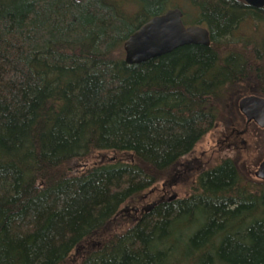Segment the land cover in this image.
Instances as JSON below:
<instances>
[{
    "label": "trees",
    "instance_id": "1",
    "mask_svg": "<svg viewBox=\"0 0 264 264\" xmlns=\"http://www.w3.org/2000/svg\"><path fill=\"white\" fill-rule=\"evenodd\" d=\"M172 9L211 45L126 63L125 42ZM251 77L264 94V9L244 0H0V264H69L78 248L77 264H264V183L231 160L102 235ZM97 152L124 160L71 173Z\"/></svg>",
    "mask_w": 264,
    "mask_h": 264
},
{
    "label": "rangeland",
    "instance_id": "2",
    "mask_svg": "<svg viewBox=\"0 0 264 264\" xmlns=\"http://www.w3.org/2000/svg\"><path fill=\"white\" fill-rule=\"evenodd\" d=\"M252 95L264 97L253 77L228 89L216 105V118L213 126L196 144L192 152L181 158L173 169L163 172L155 186L132 200L139 204L134 206L141 208L139 215L135 214L134 208L132 210L130 204L124 205L102 235L109 238L121 235L146 215V210L143 211V209L153 203L162 200L169 201L173 195H176L178 199L189 197L194 193L198 176L204 171L216 167L224 160H231L235 163L240 177L246 185L261 186L264 181L258 180L255 177V172L264 160V157L262 159L264 131L259 132L254 129L246 132L243 129L244 120L238 107L241 99ZM123 158L119 154L97 152L85 160V163L74 162L70 165L71 173L77 175L92 165L122 161ZM168 192L169 194H167ZM153 209L147 212V215L151 214ZM101 242L100 239H93L88 243V246L97 249L101 246ZM82 249L78 248L69 258V264H77L80 261L83 254Z\"/></svg>",
    "mask_w": 264,
    "mask_h": 264
},
{
    "label": "water",
    "instance_id": "3",
    "mask_svg": "<svg viewBox=\"0 0 264 264\" xmlns=\"http://www.w3.org/2000/svg\"><path fill=\"white\" fill-rule=\"evenodd\" d=\"M244 1L253 9H264V0ZM190 45L209 47L210 33L201 26H185L183 13L175 9L153 18L125 42V61L129 65H140ZM239 108L248 122L254 121L264 128V98L256 96L244 98L240 101ZM255 176L264 181V161ZM154 206H149L146 212H150Z\"/></svg>",
    "mask_w": 264,
    "mask_h": 264
},
{
    "label": "flooded vegetation",
    "instance_id": "4",
    "mask_svg": "<svg viewBox=\"0 0 264 264\" xmlns=\"http://www.w3.org/2000/svg\"><path fill=\"white\" fill-rule=\"evenodd\" d=\"M241 116H242V119L244 120L243 122H244V127H243V129L246 131V132H249V130L251 131V130H257V131H259V132H263L264 131V128H261L256 122H254V121H251V122H248L247 121V119L241 114ZM234 131H236L237 129H233ZM263 157H264V155H262V159H263ZM261 159V160H262ZM263 162V161H262ZM261 164V163H260ZM259 164V165H260ZM166 192H167V190H166ZM169 192H171V191H169ZM169 192L167 193V194H169ZM173 198H175V199H173ZM175 200H179L178 199V197H176V195H173L172 197H170V200L168 201V200H162V201H168V202H173V201H175ZM159 202L160 201H158V202H156V203H153V204H155V205H157V204H159ZM133 204V207H131L132 208V210H133V208H135L134 209V212H135V214L136 215H139V213H140V211H141V208H139V206H134V205H139V204H137V202H133L132 203ZM148 207V206H147ZM147 207H145L144 209H143V211L144 210H147ZM154 210V209H153ZM147 214L148 213H146V215H144L140 220H142L145 216H147ZM117 217V216H116Z\"/></svg>",
    "mask_w": 264,
    "mask_h": 264
},
{
    "label": "bare ground",
    "instance_id": "5",
    "mask_svg": "<svg viewBox=\"0 0 264 264\" xmlns=\"http://www.w3.org/2000/svg\"><path fill=\"white\" fill-rule=\"evenodd\" d=\"M172 10H175V9H172ZM169 11H171V10H169ZM247 97H250V96H247ZM247 97H244V98H247ZM152 205H154V204H152ZM152 205H149V206H152ZM149 206L147 208H149Z\"/></svg>",
    "mask_w": 264,
    "mask_h": 264
}]
</instances>
